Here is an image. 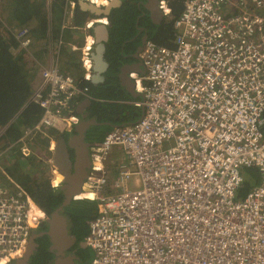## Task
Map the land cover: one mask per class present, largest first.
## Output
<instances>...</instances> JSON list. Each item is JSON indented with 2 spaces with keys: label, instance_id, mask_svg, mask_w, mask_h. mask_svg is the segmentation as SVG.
Here are the masks:
<instances>
[{
  "label": "built area",
  "instance_id": "1",
  "mask_svg": "<svg viewBox=\"0 0 264 264\" xmlns=\"http://www.w3.org/2000/svg\"><path fill=\"white\" fill-rule=\"evenodd\" d=\"M76 7L67 1L62 30ZM161 7L171 12L167 0ZM2 18L0 9L5 32L29 50V29L11 28ZM107 21L93 17L86 27ZM173 27L174 46L148 40L144 72L131 74L139 96L130 109L142 114L94 144L85 189L98 202L85 238L94 253L90 264H264V0H185ZM63 43V32L49 42L31 96L41 117L23 141L46 128L72 133L81 121L79 104L97 99L85 82L94 74V34L82 48V77L61 69ZM50 137L46 157L58 171ZM115 145L127 160L110 175L105 162ZM1 155L0 264H11L47 216ZM246 169L256 170L259 181L239 197ZM110 176L111 192L101 193Z\"/></svg>",
  "mask_w": 264,
  "mask_h": 264
},
{
  "label": "trees",
  "instance_id": "2",
  "mask_svg": "<svg viewBox=\"0 0 264 264\" xmlns=\"http://www.w3.org/2000/svg\"><path fill=\"white\" fill-rule=\"evenodd\" d=\"M67 1L68 0H50V2H48V0H5L0 4L2 12L3 10H7L8 12L4 22L8 21L9 25L15 26L16 28H28L30 36L32 37L29 50L19 48L14 37L9 36L8 33L5 32L4 24L0 20V152H3L2 160L5 154L11 158L15 157L14 162L12 161V165L13 169L16 171L22 168L25 170L31 168L33 172L28 173L26 179L24 177H16L11 171L12 169L9 170L10 168L5 165V161H2L4 163L2 164L8 174L13 176L15 180L32 195L36 203L44 209L49 216L57 207L60 193L57 187L50 184L49 180L41 184L39 182L41 176L38 175L33 177V175L37 172L42 173L40 164L43 163L41 160L46 162V156L51 153L49 149L51 145L50 136L53 134L56 137L60 132L52 128H46L43 132L34 131L28 141L26 140L27 142L31 141L29 142V146L32 148L31 153L28 155L22 153L27 142L21 140V138L27 133L28 128H33L36 125L41 117L42 110L39 105L31 101V96L38 85L40 70L38 60L42 61V64H46L47 58L46 61H43L42 55H49L47 47L43 49L45 39H43L44 36L42 32L40 33L39 29L34 31L31 27H33V24L43 25L47 22H51V31H49L51 40L55 42L58 41L63 32V39L67 41V44L72 41L71 38L74 36L76 28L85 26L86 21L95 17L90 12L81 10L78 5L79 0H75L77 3L76 18L73 22H69L71 23L69 27L62 30V24L68 22V16L65 14ZM184 1L185 0H167L173 17L160 26L158 36L152 35L150 39L160 45L169 47L174 46V20L181 14ZM48 3L50 5V11H48L49 9L47 8ZM49 12H51L53 16H50ZM137 13L138 6L136 3H134L133 0H126L123 6L116 9L113 14L114 25L111 29L112 35L110 41L108 42V58L113 61L109 73V84H111L112 87L105 88V86H103L99 88L91 82L85 81L91 88V95L98 98V100L113 99L118 101L123 99H136L123 90L117 77V72L122 63L120 58H118V54L122 51L119 42L126 34L129 27L134 26ZM76 31H78V29ZM37 44H41V48L34 51V46ZM64 48L63 51H65ZM31 49L33 50V55L39 57L36 58V61L33 60L32 62L26 58V54ZM66 55H69L70 58H77L76 55L73 54L66 53ZM80 76L82 77V75ZM90 112L91 116L96 117L97 121L104 122L102 126L100 124L91 126L94 131H99V133L95 132V134H93L92 131L90 135V140L94 143H99L104 140L105 136L112 130L113 124L122 123V121H124V119L122 120V113H124V110H122L120 104L116 102L101 103L95 101L90 107ZM141 114L140 111H137V113L135 112V115L140 116ZM92 136L94 137L91 138ZM244 177L245 182L238 192L239 197H244L253 185L259 181V174L254 169H246L244 171ZM86 198L88 197L83 195V199ZM96 209V207L90 208V210L86 207L76 209L67 208L69 214L72 213L76 224L81 229L78 234L80 240H85L89 232L88 222L94 217V211L96 212ZM47 227L48 225H46V228ZM48 245L49 242L46 243V247H48ZM49 256V258H51L52 254L49 253Z\"/></svg>",
  "mask_w": 264,
  "mask_h": 264
},
{
  "label": "water",
  "instance_id": "3",
  "mask_svg": "<svg viewBox=\"0 0 264 264\" xmlns=\"http://www.w3.org/2000/svg\"><path fill=\"white\" fill-rule=\"evenodd\" d=\"M122 2L123 0H109L108 4L99 6L94 2L79 0L78 5L81 10L88 11L95 17H108L115 8L122 5ZM159 2L160 0H147L145 4V7L152 13V19L158 23L164 16L163 12L160 10ZM110 27L111 24L106 25L99 23L93 28L96 44L92 53L94 74L91 83L96 86H102L104 82H106V74L110 67L108 58V42L111 35ZM141 50L142 47H140L138 52ZM131 71L137 73L144 72L141 63L124 66L121 68V73L119 74L120 84L129 94L138 97L139 94L136 92L135 83L128 74ZM91 103L92 101L87 99L79 104L77 112L83 115V119L76 125L75 135L70 136L68 139L60 138L55 141L54 144V165L57 167L58 171L63 174L64 183L58 189L62 196L58 200L56 209L51 213L48 219V230L45 232L50 238V248L52 252L56 256H60L52 264H66L67 260L70 261L71 264H75L73 256L65 255V252L74 243L75 236L74 233L70 232L68 229L64 208L73 202L77 194L82 193L84 181L88 177L91 162L88 149L89 144L84 140L85 132L91 125L101 124L95 118H88V115L84 112L86 106ZM69 149H74V159L71 158ZM72 168H74V173L71 172ZM36 237L37 235L31 237L23 256L16 259L11 264H29L34 248L38 245L35 241ZM81 245L84 248L88 247L85 241L81 242Z\"/></svg>",
  "mask_w": 264,
  "mask_h": 264
},
{
  "label": "flooded vegetation",
  "instance_id": "4",
  "mask_svg": "<svg viewBox=\"0 0 264 264\" xmlns=\"http://www.w3.org/2000/svg\"><path fill=\"white\" fill-rule=\"evenodd\" d=\"M125 1L126 0H123L122 5L120 7L123 6V3ZM133 1L138 6V13L136 14V17H135L134 26L129 27L128 31L126 32V34L122 37V39L119 42L120 46L122 47V51L118 54V58H120V61L122 63L120 64L119 70L117 72L118 79L120 78L119 74L121 73L122 67L127 66V65H132L134 63H141V52L144 48V45L148 40H152V39H150L151 38V34H150L151 30L156 28L157 26L160 27L163 23H166V17H165L166 14L164 13V10L161 7V0L159 2V7H160V10L163 12L164 16L159 23L155 22L152 19L151 11L145 7L147 0H133ZM120 7L115 8L110 13V15L107 17L108 21H107L106 25L111 24L110 32H111V29L114 25L113 14H114L115 10L120 8ZM111 35H112V33H111ZM111 35H110V38H111ZM109 41H110V39H109ZM140 47H142V50L140 52H138ZM109 61H110V67H109V70L106 74V77H107L106 82H104V84L102 86H97L99 88H102L103 86H105V88L112 87L111 84H109V73L111 71L113 61L110 58H109ZM126 72H127V70H126ZM132 73H135V71H131L128 74H129V77L132 79V81L135 83V81L133 80V77L131 76ZM119 82H120V79H119ZM122 88H123V86H122ZM123 90L125 92L129 93L125 88H123ZM93 103H95V102L92 101L90 106H92ZM89 110H90V107H89ZM89 110H88V114H87L88 118H90V115H91ZM129 114L131 116H134L135 112H132L130 110ZM137 119L138 118H136L134 121H136ZM134 121H132V122H134ZM101 124H104V123H101ZM91 126H96V125H91ZM91 126L85 132V138H84L85 142L89 144L88 149H89V156H90V162H91L90 167H89V171H88V177H89V175L93 169L94 162L92 160L91 153H92V150H93L94 144H95L94 142H92L90 140V135H91L92 131H93V134H95V132L99 133L98 130L94 131ZM75 128H76V126H75ZM75 128H74L73 132L70 134L66 133V132H60V134H58L56 137H54V141H57L60 138L68 139L70 136H74L76 133ZM93 137L94 136H92L91 138H93ZM69 152L71 154V158L74 159V149H69ZM71 172L74 173V168H72ZM88 177L84 181L83 189L85 188V184L88 181ZM55 182L57 183V184H55V185H57V190L64 183V176L59 171L56 174ZM53 185H54V182H53ZM83 195H85V190L84 191L82 190V193L80 195H78V198H74L73 202L64 208V213L66 214V218H67L68 229L70 230V232L74 233V236H75L74 243L65 252V255L66 256H73L75 264H80L82 261H84L82 255H83V250H85L86 248H84L81 245V242H83L85 240L79 239L78 234L80 233L81 229L76 224L75 218H74V216H72V213L69 214V211L67 210V208L76 209V208L83 207V205L81 203L84 200H86V199H83ZM61 196L62 195L59 194V198ZM88 198H90V197H88ZM78 204H81V205H78ZM46 216H47V218L42 221L40 226L37 229L33 230L31 233V237L34 235H37L35 241L38 243V245L34 248V251L31 255L29 264H52L56 261L57 258L60 257V256H56L50 248L51 241H50L49 236L45 233L48 230V227L46 228V225H48V219L50 217L47 214V212H46ZM43 224H45V225H43ZM31 237H30V239H31ZM47 242H49L48 247H46ZM49 253L52 254L51 258H49L50 257ZM48 258H49V260H48ZM66 264H71V263H70V261L67 260Z\"/></svg>",
  "mask_w": 264,
  "mask_h": 264
},
{
  "label": "rangeland",
  "instance_id": "5",
  "mask_svg": "<svg viewBox=\"0 0 264 264\" xmlns=\"http://www.w3.org/2000/svg\"><path fill=\"white\" fill-rule=\"evenodd\" d=\"M48 2H50V0H48ZM48 6L50 7V5H49V3H48ZM165 17H166V22H168L169 21V19H171L172 17H173V15H172V13L170 12L168 15H165ZM159 32H160V27L159 26H157L156 28H154V29H152L151 30V32H150V34H151V36L152 35H154V36H158L159 35ZM44 46V45H43ZM42 46V47H43ZM41 48V44L39 45V44H37L36 46H34V51H36V50H38V49H40ZM33 50L31 49L27 54H26V58L30 61V62H32L33 60H37L35 57H34V55H33ZM35 54V53H34ZM48 60V59H47ZM39 61V73H40V71H41V68H42V66L43 65H45V64H43L42 65V61H40V60H38ZM43 61H46V58H43ZM120 102V101H119ZM131 100L130 99H123V100H121V104H120V107H121V109L122 110H124L125 108H128V107H130V104H131ZM131 110V109H130ZM103 130V129H102ZM27 141H28V139H26ZM26 141V142H27ZM29 142H31V141H29ZM29 142H27L26 143V146L27 147H29V150H30V152L28 153V154H30L31 153V151H32V148L29 146ZM3 152H0V154H2ZM23 153V152H22ZM24 154V153H23ZM2 156V155H1ZM15 156V155H14ZM15 158V157H14ZM14 158H11L10 156H6V154H5V156L3 157V160L2 161H5V165H7L8 166V168H10L9 170H11L12 172H13V174H14V176H16V177H24L25 179H26V177H27V175H28V173H31V172H33L32 170H31V168L30 169H27V170H25L24 168H22V169H19V171L17 170H15V169H13V162H14ZM122 160H127V157L125 156V154H124V151H123V148H122V146H120V145H115V146H113V148H112V150L110 151V153H109V157H108V159H107V161L105 162V166L106 167H108V170H109V174L111 175L112 174V171L111 170H117L118 169V166H119V164H120V162L122 161ZM13 161V162H12ZM45 161L46 162H44V161H42L41 160V162L43 163V164H40V169H42V173H40V172H37V173H34V175H33V177H36V176H41V179L39 180V182L42 184L43 182H45V181H47V180H49V182H50V184L51 185H53V182H54V185L55 184H57L56 182H55V178H56V174L58 173V171L57 170H53L52 168H51V166H50V164L48 163V161H47V159H45ZM3 163V162H2ZM4 164V163H3ZM49 166H48V165ZM4 166V165H3ZM30 170V171H29ZM11 176V175H10ZM14 180H15V178L13 177V176H11ZM61 177V176H60ZM62 178V177H61ZM113 176H110L109 177V179H110V187H107V188H105L104 190H102L101 191V193H104V194H108V193H110L111 192V188H112V185H113ZM133 180L134 179H132L131 181H130V183L132 184L133 183ZM53 185V186H54ZM87 188V183L85 184V188L83 189V191L85 190ZM82 205H83V207H86L87 209H89L90 210V208H97L96 210V212L94 211V216H96L97 215V213H98V202H97V199H95V200H91V199H89V198H86V200H84L82 203H81ZM91 220V219H90ZM89 220V221H90ZM89 223V222H88ZM83 260L84 261H82L80 264H90L91 263V261L93 260V257H94V253H93V251H92V249L90 248V247H87L85 250H83Z\"/></svg>",
  "mask_w": 264,
  "mask_h": 264
},
{
  "label": "crops",
  "instance_id": "6",
  "mask_svg": "<svg viewBox=\"0 0 264 264\" xmlns=\"http://www.w3.org/2000/svg\"><path fill=\"white\" fill-rule=\"evenodd\" d=\"M47 6V5H46ZM47 8L49 9L48 11H50V7L49 6H47ZM76 10H77V7H76V9H74L73 11H72V17L70 18V21L71 22H73L74 20H75V18H76ZM70 9H68L67 8V5H66V9H65V14H66V16H68V18H69V15H70ZM1 13H2V17H3V20L5 21V18H6V16H7V14H8V12H7V10H3V12H2V10H1ZM49 14H50V16H53L52 14H51V12H49ZM8 24H9V22L8 21H6ZM51 22H47L46 24H43V25H35V24H33V27H31V29H33L34 31L35 30H37V29H39L40 30V33L42 32V35L44 36V38L43 39H45L44 40V42H45V44H44V48L43 49H45V47H47V49H48V47H49V42H50V40H51V38H50V33H49V31H51V24H50ZM69 24H71V23H68V27L70 26ZM86 24H87V21H86V23H85V26H83V27H81V28H76L75 29V34H74V36L71 38L72 39V41L71 42H68L67 44H66V40L64 39V42L65 43H63L62 44V47L64 48V50L65 51H63V48L61 47V51H60V56H59V59H60V65H61V69H63L64 71H67V72H71V73H74V74H76V75H78V76H80V75H82L83 76V74H84V69H83V66H82V60H81V58H82V48H83V46L85 45V43H86V41H87V36H88V34L89 33H92L93 34V30H90V29H88L87 27H86ZM35 25V26H34ZM11 26V28L12 27H15V26H12V25H10ZM45 26V27H44ZM78 29V31H76ZM74 32V31H73ZM69 39V38H68ZM47 43V44H46ZM74 46H76V47H79L78 49H74L73 47ZM48 52H49V50H48ZM63 52V53H62ZM66 53H68V54H73V55H76V57L77 58H70V56L69 55H66ZM34 57L35 58H39V57H37L36 55H34ZM42 58H47V59H49V55L48 54H46V55H42ZM48 61V60H47ZM48 62H46V64H47ZM40 76V75H39ZM39 81H40V79H39V77H38V83H39ZM37 85V84H36ZM38 86V85H37ZM134 97V96H133ZM134 98H137V97H134ZM92 101V100H91ZM94 102L95 101H97V102H116L117 104H121V100H118V101H116V100H113V99H109V100H105V99H99L98 100V98L96 99V100H93ZM120 101V102H119ZM91 104H88L87 106H86V108H85V110H84V112L86 113V114H88V110H89V107H91L90 106ZM137 110L135 111L136 113H137V111H140L141 113H142V109L140 110L139 108H136ZM89 112H90V110H89ZM129 112H130V107H128V108H125L124 109V113H122V116H123V118H122V120L124 119V121H122V123L120 122V123H116V124H113V126H112V129L114 128V126H116V125H122V124H124V123H130V122H132V121H134L136 118H138L139 116L138 115H134V116H131L130 114H129ZM90 114H91V112H90ZM80 115V117H81V120L83 119V115H81V114H79ZM92 116L90 115V118H91ZM92 118H95L96 119V117H92ZM120 119V118H119ZM97 120V119H96ZM99 123H104V122H100V121H98ZM103 124H101V126H102ZM111 131V130H110Z\"/></svg>",
  "mask_w": 264,
  "mask_h": 264
},
{
  "label": "bare ground",
  "instance_id": "7",
  "mask_svg": "<svg viewBox=\"0 0 264 264\" xmlns=\"http://www.w3.org/2000/svg\"><path fill=\"white\" fill-rule=\"evenodd\" d=\"M97 2H98V4H108L107 0H100V1L98 0ZM78 195H80V194H77L74 198H78ZM85 195L90 197L91 199L94 198V194L90 191H85Z\"/></svg>",
  "mask_w": 264,
  "mask_h": 264
},
{
  "label": "clouds",
  "instance_id": "8",
  "mask_svg": "<svg viewBox=\"0 0 264 264\" xmlns=\"http://www.w3.org/2000/svg\"><path fill=\"white\" fill-rule=\"evenodd\" d=\"M131 123V122H130ZM116 126H120V125H116ZM81 194V193H80ZM92 200V199H91Z\"/></svg>",
  "mask_w": 264,
  "mask_h": 264
}]
</instances>
